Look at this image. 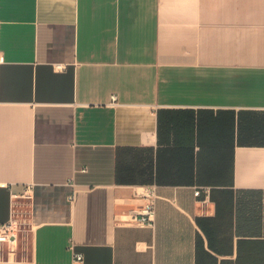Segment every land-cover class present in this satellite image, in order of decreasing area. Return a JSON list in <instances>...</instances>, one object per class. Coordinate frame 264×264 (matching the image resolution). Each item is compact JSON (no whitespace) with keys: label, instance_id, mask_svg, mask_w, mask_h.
Listing matches in <instances>:
<instances>
[{"label":"crops","instance_id":"obj_1","mask_svg":"<svg viewBox=\"0 0 264 264\" xmlns=\"http://www.w3.org/2000/svg\"><path fill=\"white\" fill-rule=\"evenodd\" d=\"M0 57V264H264V0H0Z\"/></svg>","mask_w":264,"mask_h":264},{"label":"built area","instance_id":"obj_2","mask_svg":"<svg viewBox=\"0 0 264 264\" xmlns=\"http://www.w3.org/2000/svg\"><path fill=\"white\" fill-rule=\"evenodd\" d=\"M1 61V57H0ZM112 101L115 97L112 96ZM193 195L198 197L199 191L196 190ZM148 199L145 205L136 212L138 218L133 219L139 226H153L154 200L156 198L154 190L151 189L146 194ZM24 221H21L16 215L11 214L10 218L0 224V256H4V263H17L16 257L19 251V243L24 239L25 229ZM22 243V242H21ZM21 254V253H20ZM82 257L78 254L75 256V262H81Z\"/></svg>","mask_w":264,"mask_h":264},{"label":"rangeland","instance_id":"obj_3","mask_svg":"<svg viewBox=\"0 0 264 264\" xmlns=\"http://www.w3.org/2000/svg\"><path fill=\"white\" fill-rule=\"evenodd\" d=\"M25 227L28 229V226H27V225L25 226V224H24V229H25ZM20 255H21V254H20V253H18V255H17V258H19V257H20Z\"/></svg>","mask_w":264,"mask_h":264}]
</instances>
